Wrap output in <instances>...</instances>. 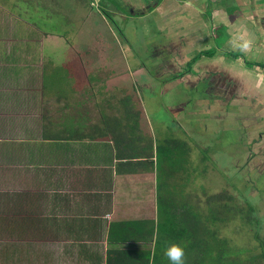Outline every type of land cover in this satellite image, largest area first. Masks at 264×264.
<instances>
[{"label":"crops","instance_id":"1","mask_svg":"<svg viewBox=\"0 0 264 264\" xmlns=\"http://www.w3.org/2000/svg\"><path fill=\"white\" fill-rule=\"evenodd\" d=\"M230 1H212L213 27L228 29L230 43L238 28L252 43L246 52L216 47L212 24L202 20L198 36L210 38L202 50L216 51L200 63L220 70L238 63L226 59L228 49L264 58V0ZM56 9V0L0 1V264H106L109 250L151 249L158 182L167 195V161L161 157L158 173L157 149L168 140L159 145L146 126L160 81L130 66V90L119 95L117 66L110 85L105 76L78 82L87 70L58 64L57 44L47 45L65 37L45 25ZM263 72L241 71L264 93ZM96 83L104 92L91 96ZM104 120L126 143L112 141Z\"/></svg>","mask_w":264,"mask_h":264},{"label":"rangeland","instance_id":"2","mask_svg":"<svg viewBox=\"0 0 264 264\" xmlns=\"http://www.w3.org/2000/svg\"><path fill=\"white\" fill-rule=\"evenodd\" d=\"M56 1L57 9L55 13H57V19H54L49 23L46 22L45 25L57 29L55 32L58 36L65 35L61 41H51L50 44H47L51 45L50 48L54 47L51 49H55V45L57 44L56 48L58 54L61 55L57 57L58 64L64 65L78 63L80 64L79 66L84 67L87 72L78 73V82L86 80L88 76H105L103 79H105V84L108 85L111 84L110 82L108 83V81L112 80L111 72L119 66L122 68V74H118V77H115V81H118L120 78L119 95H126L129 92L130 84L132 83V78L130 77L127 68L130 66L135 68L134 66H136L138 69H141L140 66L143 67V64L150 62L148 59L145 60L146 56L143 54L145 53L144 50H142L143 53L136 51L135 44H130V42H128L127 35L132 36L135 32L134 29L136 28L132 18L127 19L129 16L117 9L115 6L116 4L109 3L110 1L113 2V0H108L109 2L104 0L103 4L100 5V0ZM139 1V3L145 6L143 0ZM161 1V6H167L170 4V6H177V4L180 3V0ZM192 1L187 2V4L191 5ZM233 2L239 4L240 0L239 2L237 0H232L230 1V4ZM119 4L121 5V3ZM141 4L140 8L144 7ZM193 6L195 7V5ZM103 10L109 12L116 24L110 22V20L107 21V19L102 16ZM43 20L45 21L47 19ZM224 36L225 34L220 35V38H216V47L228 43L227 40V42H225L223 39ZM135 37L139 40L142 38V35L138 32V36L136 35ZM154 37L155 36H152V38ZM166 41L169 40H165V42ZM75 47L81 52L78 57L72 55ZM148 51H150V49ZM215 51L216 50L213 48L211 52L215 53ZM228 51V53H230V51L233 52V50L230 49H228ZM65 52L67 55L64 54ZM158 52L160 55H164L163 49H160ZM218 54H223V52ZM71 55L72 58L70 57ZM77 58L78 61H76ZM261 61L264 64V58L261 59ZM233 66L237 65L233 64ZM177 68L182 69L183 67L177 65ZM156 74L161 73L157 71ZM143 76V78H145L147 75L144 74ZM93 78L95 79L94 81L98 80L96 77ZM158 83L162 90L160 92L161 98L158 96L153 102V111H150V105L148 106L147 114L150 116L147 118V122L149 121L148 124H146V126H148L147 129L152 134V138L156 136L155 141L158 140L163 142L165 140L174 139L186 144L184 149L186 155L180 165V170L178 172H170V179L168 178L169 184H175L178 191L183 190V193L180 194L181 196L186 198L190 197L191 199L193 197V201H198L203 205H205L208 198L213 197L224 190L227 191L228 195L232 196L234 200H237L234 202L236 204H239L244 199H248L257 210V217L260 221L259 229H257L259 230L260 237L264 239V179L260 177V173H264V168L259 167L257 170L256 168H249V166L257 165L253 164L255 161L260 165L264 164V150L261 152L263 154H260L259 156L257 155L256 158L255 155H253L252 158L251 154L250 157H248V161L250 162L237 159L235 153L238 151L235 150V147L236 145L239 147V142L236 137L235 145L233 143H227V141L233 138L230 137L229 133L227 135L226 132L221 131L220 134V132H213L212 130L205 128L199 130L198 126L193 127L192 123L189 122L193 128L190 129L183 120L185 119L188 121L189 119L191 120V118H189L190 116L187 114L189 111L188 108L183 107V105L185 106L186 104L180 98L181 95L179 97V93L182 91L181 86L172 89L167 87L166 90L168 91L164 93L162 84L160 82ZM96 85L97 83L95 84L94 90H92L95 91L96 94L93 92L91 96H99L104 92L100 83H98L97 88ZM107 90L109 95H112L113 98L117 97L118 94L116 92L109 89ZM144 90L143 85H141L139 90H137V93H140L141 91L142 96H146ZM185 93H188L189 97H194L196 95L192 91ZM119 95L118 97H120ZM158 102H160V105H158ZM186 106L191 108L189 105ZM181 109L183 110L181 111ZM177 115L179 116L178 118L176 117ZM182 117L185 118L181 119ZM197 117L195 116L192 118V122L197 123ZM160 132L162 134L161 136ZM160 144L161 143H159V145ZM230 146L231 149H234V156L232 157L226 152V150H229L228 147ZM238 156H240V154ZM169 167V162L167 161L168 170ZM236 176L239 178H235ZM226 183H230V185ZM221 237L227 239L230 244L235 247L234 249L242 251L247 250L248 252H244L243 254L241 252L244 257H248L250 252L251 255L256 256H260L262 253V249H260L258 242L255 240L254 232L250 230V228L243 226L238 220L232 221L222 227Z\"/></svg>","mask_w":264,"mask_h":264},{"label":"flooded vegetation","instance_id":"3","mask_svg":"<svg viewBox=\"0 0 264 264\" xmlns=\"http://www.w3.org/2000/svg\"><path fill=\"white\" fill-rule=\"evenodd\" d=\"M103 1L100 0L99 5L103 4ZM138 1L113 0L114 3L108 2L116 4L117 9L129 16L127 19L132 18L136 28L132 36L127 35L128 42L135 44L136 51H145V53L142 52L146 56L145 60L148 59L150 62L142 66L161 82L164 93L168 91L167 87L172 89L181 86L182 91L179 97L181 95L183 102L191 107L185 105L189 110L187 114L191 120L186 121L182 117L184 123L190 129H193V125V127L198 126L199 130L205 128L220 132V134L221 131L226 132L227 135L229 133L233 138L227 143L235 144L236 137L239 147L235 144V150L238 151L235 156L241 161H248L251 154L252 158L253 155L256 158L257 155L263 154L261 152L264 150V93L257 88L252 77H245L241 73L242 69L264 71L261 59L254 61L249 56L241 55L240 52L234 50L230 53L225 52L224 56L231 62H238L233 63L237 66L220 70L221 66H217V62L212 66L207 65L208 63H200V60L207 56V50L202 49H207L210 38L206 41L198 35L200 31L202 32V20L209 24L214 21L215 4L212 3L213 0H180L177 6H170L171 4L161 6V0H143L144 6ZM191 1L192 4L188 5L187 2ZM140 4L144 7L140 8ZM157 8L159 9L156 12ZM110 19L116 24L112 16ZM211 29L213 31L211 37L216 43V38H220V35L225 34L226 37L224 36L223 39L225 42L228 40V29L223 25L216 28L212 24ZM138 32L142 35L139 40L135 37L138 36ZM152 36L155 37L152 38ZM165 40L169 41L165 42ZM160 49L164 51L163 56L158 52ZM177 65L183 68L178 69ZM157 71L161 74H156ZM191 91L196 94L194 97H189L188 93H185ZM195 116L199 117H197V123L192 122ZM231 146L228 147L229 150H226L230 157L234 156V149H231ZM253 164L257 165L249 166V168H256V170L259 167L264 168V164L260 165L257 161ZM260 177L264 179L263 172L260 173ZM226 184L230 185V183Z\"/></svg>","mask_w":264,"mask_h":264},{"label":"trees","instance_id":"4","mask_svg":"<svg viewBox=\"0 0 264 264\" xmlns=\"http://www.w3.org/2000/svg\"><path fill=\"white\" fill-rule=\"evenodd\" d=\"M102 13L112 22L109 13L104 10ZM206 55L211 57L214 53L206 51ZM128 113L126 114L127 119H129ZM137 114L135 119L137 118L138 121L140 112ZM104 121L106 125L108 120ZM108 126L111 125L107 124L106 129L113 136L111 139L115 144L119 141H127L113 131L115 127ZM165 145L158 146L157 149L158 173L162 157L163 163L169 162V178L172 172L180 170V165L186 155L184 150L186 144L171 139ZM167 187V195L161 196L162 188L159 182L157 184V210L156 219L151 225V249L109 250L106 264H168L163 256L166 242L180 243L185 247L186 264H264V239L260 237L258 230L260 221L256 208L248 199L236 204L234 202L237 200H234L224 190L208 198L203 205L198 201H193L192 196L193 200L190 197L181 196L183 190L178 191L175 184L168 182ZM235 220L254 232L255 240L262 249L260 256L251 255L250 252L248 257H244L242 254L248 252L247 250L234 249L235 247L227 239L221 237L222 227Z\"/></svg>","mask_w":264,"mask_h":264},{"label":"clouds","instance_id":"5","mask_svg":"<svg viewBox=\"0 0 264 264\" xmlns=\"http://www.w3.org/2000/svg\"><path fill=\"white\" fill-rule=\"evenodd\" d=\"M251 43L247 33L237 28L231 40L232 47L241 52H246L250 49ZM163 256L168 264H186L185 247L180 243L166 242V247L163 248Z\"/></svg>","mask_w":264,"mask_h":264}]
</instances>
